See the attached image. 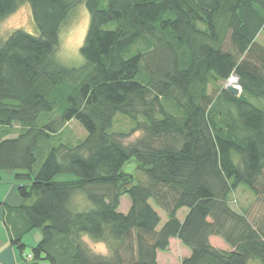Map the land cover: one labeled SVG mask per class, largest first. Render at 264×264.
Returning a JSON list of instances; mask_svg holds the SVG:
<instances>
[{
  "label": "trees",
  "instance_id": "obj_1",
  "mask_svg": "<svg viewBox=\"0 0 264 264\" xmlns=\"http://www.w3.org/2000/svg\"><path fill=\"white\" fill-rule=\"evenodd\" d=\"M22 4L38 34L17 30L0 44V181L10 171L18 183L20 202L1 207L23 259L159 264L178 240L190 252L181 264H264V0H0V20ZM82 4L84 64L66 67L55 58L61 28ZM234 76L239 97L226 90ZM118 116L144 137L125 146ZM72 122L85 139L65 140ZM239 188L261 217L231 207ZM78 195L89 207L75 208ZM153 205L168 218L160 231ZM36 230L42 240L26 256Z\"/></svg>",
  "mask_w": 264,
  "mask_h": 264
},
{
  "label": "rangeland",
  "instance_id": "obj_2",
  "mask_svg": "<svg viewBox=\"0 0 264 264\" xmlns=\"http://www.w3.org/2000/svg\"><path fill=\"white\" fill-rule=\"evenodd\" d=\"M90 24V15L84 6V4L79 5L77 8L73 10L70 17L66 21V23L61 28L60 34V45L55 53V58L57 61L61 62L62 65L66 67H81L84 64V59L81 56L80 50L84 44L87 31ZM22 30L28 34L37 35L38 31L32 19V13L30 6L28 4H22L18 10L0 20V44H2L8 37L15 31ZM258 43L264 46V34H260L258 37ZM238 87V82L235 85ZM135 127V125L130 122L128 119L118 116L115 121L114 132L115 133H125L129 134L122 139V142L125 146L135 144L139 139L144 137V133L142 131L131 132L130 131ZM86 133L85 131L75 122H72L68 125L65 135V140L70 142H75L76 140L85 139ZM129 171V170H128ZM137 171V170H136ZM135 171V172H136ZM75 177L73 175H59L56 177L55 181L64 182V181H72ZM0 185L5 188L12 187V185L18 186V183L15 181L14 172H4L2 174V180L0 181ZM1 193V192H0ZM17 195V194H16ZM17 197V196H16ZM74 206L77 210H81L89 207L84 195H78L74 199ZM131 203L127 196H124L121 200V207L119 211L121 213H128L130 209ZM154 206V205H153ZM159 215L162 218V223L159 226V231L167 222L168 218L165 213L159 210L156 206H154ZM231 207L235 210H247L248 217L251 221L258 219L262 216L263 210L262 205L259 200L256 199L253 194L250 193L245 188H239L237 192L233 194L231 197ZM188 213L187 209H182L178 218L180 221H184L186 215ZM3 228L7 232L6 227ZM38 232V233H35ZM8 234V232H7ZM34 234V235H32ZM41 235L40 230L33 231L31 234L25 237L24 242H28L27 248L25 251V255L32 253L33 237ZM30 239L29 242V238ZM39 236V235H38ZM8 237V235H7ZM9 238V237H8ZM88 242V247L93 253L96 254H107L109 252L108 247L104 243H94L92 241ZM211 243L214 247L219 249H229V247L221 240L220 238H213ZM190 256L189 250L183 246V244L178 240H172L170 243V247L166 252L158 253V263L159 264H181L183 259ZM248 264H261L260 261L251 260Z\"/></svg>",
  "mask_w": 264,
  "mask_h": 264
},
{
  "label": "crops",
  "instance_id": "obj_3",
  "mask_svg": "<svg viewBox=\"0 0 264 264\" xmlns=\"http://www.w3.org/2000/svg\"><path fill=\"white\" fill-rule=\"evenodd\" d=\"M0 242H1V249H0V264H28L23 257L20 255L18 250L13 247V245L10 242L9 234L5 231L3 228L4 225V214L3 209L1 207L2 204H12L16 205L20 202L18 197H16V191H15V185H12V187L5 188L4 186L0 185ZM5 227V225H4ZM38 233V232H35ZM8 235V237H7ZM34 235V234H32ZM39 235V236H38ZM37 236H31L29 238L32 239L33 237V244L37 246L40 241L42 240V233L41 235L38 234ZM25 240V239H24ZM28 244V242H25V244ZM26 244V246H27ZM34 246V247H35ZM28 247V246H27ZM32 247V248H34ZM45 264V263H43Z\"/></svg>",
  "mask_w": 264,
  "mask_h": 264
},
{
  "label": "water",
  "instance_id": "obj_4",
  "mask_svg": "<svg viewBox=\"0 0 264 264\" xmlns=\"http://www.w3.org/2000/svg\"><path fill=\"white\" fill-rule=\"evenodd\" d=\"M233 78H236L237 82H238V78L236 76H234ZM226 90L232 94L235 97H239L241 94V90L238 89V87L236 86H232L229 83L226 86ZM137 165L135 163H132L131 165H128L125 167L124 172H127L130 174V177H133L135 174V171L137 170ZM129 170V171H128Z\"/></svg>",
  "mask_w": 264,
  "mask_h": 264
},
{
  "label": "bare ground",
  "instance_id": "obj_5",
  "mask_svg": "<svg viewBox=\"0 0 264 264\" xmlns=\"http://www.w3.org/2000/svg\"><path fill=\"white\" fill-rule=\"evenodd\" d=\"M229 84L232 86H235L237 84L236 78H231V80L229 81Z\"/></svg>",
  "mask_w": 264,
  "mask_h": 264
},
{
  "label": "built area",
  "instance_id": "obj_6",
  "mask_svg": "<svg viewBox=\"0 0 264 264\" xmlns=\"http://www.w3.org/2000/svg\"><path fill=\"white\" fill-rule=\"evenodd\" d=\"M28 258H29V259H32V257H31L30 255L28 256Z\"/></svg>",
  "mask_w": 264,
  "mask_h": 264
}]
</instances>
